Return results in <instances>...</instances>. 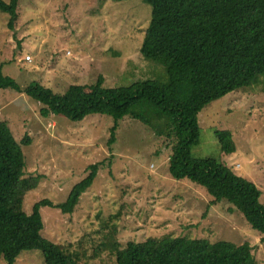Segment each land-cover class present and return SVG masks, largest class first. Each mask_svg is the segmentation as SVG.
<instances>
[{
    "label": "rangeland",
    "instance_id": "1",
    "mask_svg": "<svg viewBox=\"0 0 264 264\" xmlns=\"http://www.w3.org/2000/svg\"><path fill=\"white\" fill-rule=\"evenodd\" d=\"M17 11L13 29L9 15L0 11V71L21 87L0 89V122H8L20 143L26 135L31 138L29 146L22 144L25 171L41 180L26 195L24 210L30 214L42 199L65 202L88 166L100 165L71 213L40 208L42 235L62 245L77 264H117L116 249L129 240L166 235L246 241L256 264H264L262 233L228 203L213 204L204 187L172 178L167 135L125 117L112 142L111 117L43 118L26 92L34 81L55 92L98 80L103 87H132L144 79L168 82L167 63L154 57L167 18L142 0H19ZM198 119L201 142L194 157L225 163L261 190L264 204V74L212 102ZM216 130L233 133L235 153L220 151ZM0 264L7 263L0 259ZM16 264L44 262L35 248L23 250Z\"/></svg>",
    "mask_w": 264,
    "mask_h": 264
},
{
    "label": "trees",
    "instance_id": "2",
    "mask_svg": "<svg viewBox=\"0 0 264 264\" xmlns=\"http://www.w3.org/2000/svg\"><path fill=\"white\" fill-rule=\"evenodd\" d=\"M119 2L123 0H101ZM166 18L154 57L167 63L170 79H144L132 87H103L102 80L71 84L55 92L38 82L26 92L38 105L39 115L63 116L72 122L93 114L107 115L113 125L109 141L115 140L118 122L132 117L153 127L171 140L169 171L177 181L188 180L204 187L213 204L226 202L249 226L262 233L264 204L261 190L237 176L214 157H194L201 142L200 112L226 94L248 86L255 75L264 74V0H142ZM19 0H0V11L8 14L13 29ZM21 90L16 80L0 71V89ZM220 151L237 150L230 130H216ZM6 121L0 122V259L16 264L21 252L39 249L44 264H77L74 257L43 235L40 208L71 213L97 178L100 165L88 166V174L76 182L63 203L42 199L24 210L29 191L40 174L26 175V158ZM117 264H256L251 245L244 241H211L187 235L129 240L116 249Z\"/></svg>",
    "mask_w": 264,
    "mask_h": 264
},
{
    "label": "built area",
    "instance_id": "3",
    "mask_svg": "<svg viewBox=\"0 0 264 264\" xmlns=\"http://www.w3.org/2000/svg\"><path fill=\"white\" fill-rule=\"evenodd\" d=\"M28 59H30V56H27Z\"/></svg>",
    "mask_w": 264,
    "mask_h": 264
}]
</instances>
